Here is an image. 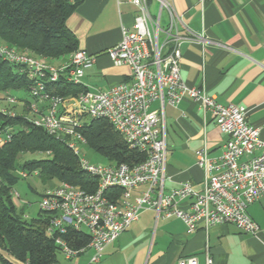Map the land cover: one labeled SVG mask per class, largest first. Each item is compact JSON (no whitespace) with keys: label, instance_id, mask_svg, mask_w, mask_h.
<instances>
[{"label":"built area","instance_id":"obj_1","mask_svg":"<svg viewBox=\"0 0 264 264\" xmlns=\"http://www.w3.org/2000/svg\"><path fill=\"white\" fill-rule=\"evenodd\" d=\"M157 1L159 11L153 15L148 0H133L138 7L134 23L123 26L122 40L105 50L115 65L130 67L131 78L107 90L62 96L47 89L48 82L62 77L81 83L85 68L95 62L97 55L78 48L66 61L54 65L0 39V55L21 65L32 81L29 92L33 102L27 103V109L36 126L66 141L80 156L79 145L87 143L81 131L86 117L106 118L129 148L146 154L144 161L133 165L93 164L80 156L81 167L98 179L94 191L66 182L44 190L40 205L51 215L49 232L63 234L72 228L90 234L89 243L81 248L58 236L56 243L66 258L90 249L91 262H100L106 248L145 209L154 210L158 216L181 218L189 234L222 224H233L241 232L250 234L261 229L248 212L251 204L264 197L261 129L248 121L245 106L222 104L205 89L186 84L181 74L182 37L173 30V3ZM163 9L172 19L166 28L161 25ZM186 96L204 111L211 112L228 138L218 157H211L207 147L197 150V164L206 173L202 190L186 181L165 193L168 142L164 105L177 106ZM155 100L161 102L160 109H151ZM7 101L16 103L17 99L7 94ZM3 111L15 115V112ZM12 136V128L0 122V145ZM19 175L25 178L31 174L20 170ZM117 188L122 189L120 196H115ZM212 262L207 255L206 264ZM178 264H199V260L185 257Z\"/></svg>","mask_w":264,"mask_h":264},{"label":"crops","instance_id":"obj_2","mask_svg":"<svg viewBox=\"0 0 264 264\" xmlns=\"http://www.w3.org/2000/svg\"><path fill=\"white\" fill-rule=\"evenodd\" d=\"M171 1L173 30L182 37L181 74L186 84L205 89L222 104L245 106L248 121L261 129L264 140V0ZM148 2L157 15L158 1ZM137 12L133 0H83L69 16L67 25L79 48L97 55L81 79L87 89L107 90L131 78L130 67L115 65L105 50L122 40V27L131 26ZM171 23L163 9L162 27ZM160 108L159 100L152 102L151 109ZM164 116L168 142L165 193L186 181L202 190L206 173L197 164L196 152L207 147L211 157L220 156L227 134L211 112L189 96L177 106L165 103ZM248 212L260 225L256 234L241 232L233 224L189 234L181 218L158 216L145 209L106 248L100 262H91L92 250L87 249L73 258L59 253L54 264H178L185 257L206 264L207 255L212 264H264V197L251 204Z\"/></svg>","mask_w":264,"mask_h":264},{"label":"trees","instance_id":"obj_3","mask_svg":"<svg viewBox=\"0 0 264 264\" xmlns=\"http://www.w3.org/2000/svg\"><path fill=\"white\" fill-rule=\"evenodd\" d=\"M83 0H0V39L9 46L28 51L52 61L68 57L79 48L67 20ZM32 81L22 66L0 55V93L22 89L29 92ZM49 92L57 95H78L89 89L64 77L47 83ZM3 99V98H2ZM7 100V97H6ZM24 103L30 101L21 98ZM0 122L13 130L10 141L0 145V260L3 264H54L62 253L56 238L61 236L70 245L81 248L90 241L86 231L69 228L66 233H51V215L40 209L29 219L18 211L13 201V186L19 179L17 170L37 171L43 179H57L89 192L96 189L98 179L86 172L80 156L64 140L36 126L23 112L14 116L0 109ZM81 131L87 144L104 156L110 164L133 165L146 159V154L129 148L123 136L106 118L86 121ZM26 153H46L45 158L18 159ZM120 196L122 189L114 190Z\"/></svg>","mask_w":264,"mask_h":264},{"label":"rangeland","instance_id":"obj_4","mask_svg":"<svg viewBox=\"0 0 264 264\" xmlns=\"http://www.w3.org/2000/svg\"><path fill=\"white\" fill-rule=\"evenodd\" d=\"M163 33H161V40H163ZM66 60L68 57L65 58ZM48 62L53 63L54 65H58V61H52L46 59ZM64 60V61H66ZM63 61V62H64ZM12 97L16 98V103H10L6 100L7 94L0 93V109H5L6 111H11L15 113L23 112L24 114L28 115L29 117L32 115L28 109L27 104L23 103L21 98H25V100L33 102V97L31 96L30 92L18 89V90H11L8 92ZM3 98V99H2ZM92 118L87 116L86 121L91 120ZM80 147V156L86 158L93 164H102L106 165L109 164L108 160L99 154L96 150H94L91 146L87 143H82L79 145ZM48 154L46 153H26L22 154L19 159L18 163L21 164L27 159H37V158H45ZM20 170H17V174ZM60 184L57 179H43L42 177L38 176V174H31L28 177L22 178L19 176L16 184L13 186V201L17 206L18 211L21 209L24 211V217L32 219L37 216L38 212L41 209V198L42 193L46 188H51L56 185Z\"/></svg>","mask_w":264,"mask_h":264}]
</instances>
